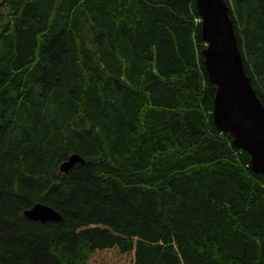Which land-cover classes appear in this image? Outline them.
Returning <instances> with one entry per match:
<instances>
[{"label":"trees","instance_id":"16d2710c","mask_svg":"<svg viewBox=\"0 0 264 264\" xmlns=\"http://www.w3.org/2000/svg\"><path fill=\"white\" fill-rule=\"evenodd\" d=\"M225 2L264 107V0ZM204 49L195 0H0V264H264Z\"/></svg>","mask_w":264,"mask_h":264},{"label":"water","instance_id":"95a60500","mask_svg":"<svg viewBox=\"0 0 264 264\" xmlns=\"http://www.w3.org/2000/svg\"><path fill=\"white\" fill-rule=\"evenodd\" d=\"M200 18V36L207 79L215 87L212 120L218 132L230 136L232 145L249 156L251 170L264 180V107L256 97L247 77L241 52L229 18L225 0H195ZM83 163L76 154L60 167L67 173ZM33 222H59L60 216L50 207L36 204L23 212Z\"/></svg>","mask_w":264,"mask_h":264},{"label":"rangeland","instance_id":"374dc122","mask_svg":"<svg viewBox=\"0 0 264 264\" xmlns=\"http://www.w3.org/2000/svg\"><path fill=\"white\" fill-rule=\"evenodd\" d=\"M115 262H117V263H118V262H119V260H115Z\"/></svg>","mask_w":264,"mask_h":264}]
</instances>
